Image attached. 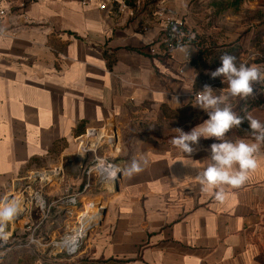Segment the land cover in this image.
<instances>
[{
  "label": "crops",
  "instance_id": "1",
  "mask_svg": "<svg viewBox=\"0 0 264 264\" xmlns=\"http://www.w3.org/2000/svg\"><path fill=\"white\" fill-rule=\"evenodd\" d=\"M190 1L148 2L131 15V0L106 11L98 9L99 0H0L8 33L0 36V200L18 191L38 167H54L56 159L72 155L71 144L87 132L100 134L91 136L97 143L108 134L105 129L111 131L116 145L117 131L123 133L135 119H164L165 113L189 110L191 130L208 119L191 96L206 84H216L214 95L227 94V81L209 75L218 67L199 75L191 65L198 56L196 44L179 45L167 57L159 44L166 21L185 17ZM232 43L241 46L238 39L225 46ZM260 61L242 58L240 63L260 66ZM260 90L261 104L246 116L264 123ZM238 98H229L232 108ZM225 138L236 141L233 134ZM213 139L200 138L190 156L171 142L137 143L124 161H110L119 169L110 185L104 180L110 169L100 167L101 187L86 202L103 204L101 222L87 241L91 257L126 264H259L264 150L260 145L259 167L249 181L237 189L226 187L228 199L219 204L211 192L201 191L196 178L197 170L211 162L210 145L219 143ZM87 140L81 147L90 144ZM133 159L147 164L129 178L124 170ZM76 195H71L74 203ZM71 199L52 200L49 207L73 210ZM96 205L91 207L97 217ZM11 258L0 264H15Z\"/></svg>",
  "mask_w": 264,
  "mask_h": 264
},
{
  "label": "rangeland",
  "instance_id": "2",
  "mask_svg": "<svg viewBox=\"0 0 264 264\" xmlns=\"http://www.w3.org/2000/svg\"><path fill=\"white\" fill-rule=\"evenodd\" d=\"M224 1L191 0L188 5V14L176 21L179 36L189 37L203 45L215 46L225 45L238 39L244 51L243 60L264 61V38L259 37H264V0H245L238 9L222 8L220 3ZM213 2L214 4L211 5ZM255 31L261 33H255ZM259 67L264 69V62ZM262 88H264L262 83L253 85L256 96ZM192 119V113L189 110H183L174 116L165 113L164 119L153 118L150 121L135 119L123 133L117 131L116 145L113 144L114 140L109 144L104 138L102 142H98V146L85 142L81 147V141L91 139V136L96 134V129L94 134L85 133L71 144L73 154L62 159L65 164L61 159L57 161L55 157L54 167H38L36 171L27 174L25 180L20 183L18 191L5 195V197L20 200L22 206L27 207L29 212L26 214L22 212L9 225L7 229L9 235L4 246L6 252L3 258L12 257L15 264H79L89 261L92 257L87 241L98 228L97 226L92 229L89 227L98 223L103 208V204L99 205L100 199H96L92 204L86 203L92 200L91 198L98 193L97 189L101 187L99 176L101 173L92 168L107 157L110 158L109 163L124 161L135 152L137 147L135 144H140L144 140L153 138L171 142L173 137L179 135L178 129L184 132L191 131ZM105 131L112 135L111 131L106 129ZM48 168L55 171L54 176L51 173L45 175ZM89 168L91 172L87 174ZM36 172L39 173L38 177ZM114 181L115 179L106 184L110 185ZM87 182L90 187L83 189V185ZM34 192H38L46 206H49L48 202L52 200L67 201L72 198L71 195L80 194V196L75 198L73 210H65L64 206L55 205L42 212L34 200L31 201L28 198V195ZM95 204L100 208V214L97 217L94 207H91ZM86 207H89L91 211ZM82 226L84 227L83 237L76 244L75 250L62 248L60 245L62 240L74 235ZM258 260L259 264H264V254H261Z\"/></svg>",
  "mask_w": 264,
  "mask_h": 264
},
{
  "label": "clouds",
  "instance_id": "3",
  "mask_svg": "<svg viewBox=\"0 0 264 264\" xmlns=\"http://www.w3.org/2000/svg\"><path fill=\"white\" fill-rule=\"evenodd\" d=\"M236 57L224 54L220 57L221 66L210 72L212 79L223 77L228 84L226 95H214L210 85H204L203 90L196 94L193 104L204 110L208 119L193 128L190 132L178 129L179 135L173 137V147L180 149L189 156L196 151L192 145H198L200 138H215L219 143L210 145L211 161L202 170H197L196 178L201 185V191L211 192L214 200L223 204L228 199L226 187L237 189L244 186L250 179V173L259 167L257 153L264 143V123L248 115L240 117L232 110L230 97L247 99L253 95L255 83L264 84V69L252 64L236 63ZM247 120L254 142L244 139L236 141L226 139V135ZM147 161L133 159L124 170L129 178L144 171ZM119 169L113 173L115 176ZM22 202L12 197L0 200V239L8 238V227L22 213Z\"/></svg>",
  "mask_w": 264,
  "mask_h": 264
},
{
  "label": "trees",
  "instance_id": "4",
  "mask_svg": "<svg viewBox=\"0 0 264 264\" xmlns=\"http://www.w3.org/2000/svg\"><path fill=\"white\" fill-rule=\"evenodd\" d=\"M244 1L245 0H230L227 2L220 3V5L224 9H228V8L238 9V7ZM148 2L150 4H154L156 1L149 0L147 1V3ZM185 43H193L199 47L197 58L191 61V65L197 69L199 75H202L205 71L211 68L221 66L220 57L224 54H230L235 56L237 58L236 63L238 65L240 64V60L243 58L244 55L243 49L237 43H232L226 46L225 45L219 47L213 46L212 48H205L203 44H200L199 42L190 39L189 37L177 36V38L173 40L174 48ZM164 48L165 46L163 44H160V49L163 50ZM170 52L171 51L165 53L164 56L167 57ZM260 62H264V61L261 60ZM255 94L256 91H253V95L247 99L238 98V100L235 102L234 107L232 108V110L236 113V115L240 117H246V114L249 110L261 104L259 95L256 96ZM229 134H233L236 140L244 139L246 141H254L247 120L243 121L238 128L234 127L229 132ZM213 140H210V142H212ZM261 149H264V143L261 144ZM79 264H126V262L115 259L104 260L101 258L100 259L91 258L89 259V261L87 262L83 261Z\"/></svg>",
  "mask_w": 264,
  "mask_h": 264
},
{
  "label": "built area",
  "instance_id": "5",
  "mask_svg": "<svg viewBox=\"0 0 264 264\" xmlns=\"http://www.w3.org/2000/svg\"><path fill=\"white\" fill-rule=\"evenodd\" d=\"M99 1H100V4H99L98 9L100 11H106V10H108L109 6L112 7V5H114V4H118V5H121L122 7H125V1L126 0H99ZM131 1L133 3V8H131L132 9L131 10V15H132L133 13L141 11L142 8L146 5L147 1H149V0H131ZM155 1H156L155 3L157 4V3H159V2H161L163 0H155ZM6 16H7V12L5 10H3V9H0V36L1 37H6L7 34H8L3 28ZM177 24L178 23L176 21H166L165 26H164L163 30L161 31V37H160V40H159V44H163L165 46V48L162 50L163 55H165V53H167L169 51H172L174 49L173 40L176 39L177 36H179V33L177 31ZM210 86L212 87L213 90L216 89V84H211ZM198 92L193 93L191 98L196 100V94ZM90 131H92V133H94L95 130H90ZM86 134L89 135V132H87ZM112 136L114 137V134ZM114 143H115V141H114ZM109 144H111V143L109 142ZM105 163L107 165H111V163H107L106 161H105ZM115 170H117V169L115 168ZM90 172L91 171H90V168H89L88 171H87V174H89ZM49 173H51L52 176H54L55 171H52V172H49ZM56 174H58V172ZM104 178L105 177H103V179ZM114 179L115 178L111 179V177H108V178L106 177L104 180L113 181ZM87 186L88 185L85 186V189L87 188ZM28 198L31 201L34 200L36 206L42 212L45 209L46 210L49 209V206H46L45 203L41 200L38 192H34L32 195H28ZM38 199H40V200H38ZM71 200L74 203V199L72 198ZM22 208H23V211H22L23 213L26 214L27 212H29L27 207L25 208V206H22ZM6 240L5 239H0V260L3 258V256L5 255V252H6V250L4 249V246L6 245Z\"/></svg>",
  "mask_w": 264,
  "mask_h": 264
},
{
  "label": "bare ground",
  "instance_id": "6",
  "mask_svg": "<svg viewBox=\"0 0 264 264\" xmlns=\"http://www.w3.org/2000/svg\"><path fill=\"white\" fill-rule=\"evenodd\" d=\"M102 129H104V128H102ZM97 135H100L99 133L97 134ZM97 135H95V137L97 136ZM105 135H107L106 137H105ZM104 135V133H102V135L100 136V139H99V141L98 142H102V140H104V138L105 139H107L109 142H111L112 140H114V138H115V136L113 137L112 135H110V134H105ZM110 135V136H109ZM116 139V138H115ZM83 141L84 140H82L81 141V143H83ZM88 141H91L90 143H91V145H93V146H98L97 144H98V142L97 143H94V141H92L91 139H88ZM90 148H92V146H90ZM104 166V168L105 167H107V168H109L110 170H109V172L107 173V171H105L106 173L104 174L105 175V177H111V179H113V178H115V176L113 175V173L116 171L115 170V168L112 166L111 167V165H107L106 163H105V161L104 160H102V161H99L93 168H92V170H99L100 169V167H103ZM38 200H40V199H38ZM83 222V221H82ZM88 222H90L89 220H88ZM92 222H95V220H92ZM84 224H85V222H84ZM90 224V223H89ZM83 230H84V227L82 226L81 227V229L80 230H77L76 232H75V234L74 235H70V236H67L66 238H64V240H62V242H61V247L62 248H67V249H69V250H75V248H76V244L78 243V241L83 237ZM59 245V246H60ZM72 252V251H71Z\"/></svg>",
  "mask_w": 264,
  "mask_h": 264
},
{
  "label": "water",
  "instance_id": "7",
  "mask_svg": "<svg viewBox=\"0 0 264 264\" xmlns=\"http://www.w3.org/2000/svg\"><path fill=\"white\" fill-rule=\"evenodd\" d=\"M102 216H103V211H101V218H102ZM101 218H100V220L98 221V223L96 224V225H93V226H91V227H89L90 229H92V228H94V227H98L99 226V224H100V222H101Z\"/></svg>",
  "mask_w": 264,
  "mask_h": 264
}]
</instances>
